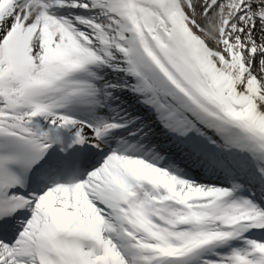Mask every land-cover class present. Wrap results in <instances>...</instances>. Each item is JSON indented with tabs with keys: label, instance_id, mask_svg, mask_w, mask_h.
I'll return each mask as SVG.
<instances>
[{
	"label": "snow or ice",
	"instance_id": "6c2138e0",
	"mask_svg": "<svg viewBox=\"0 0 264 264\" xmlns=\"http://www.w3.org/2000/svg\"><path fill=\"white\" fill-rule=\"evenodd\" d=\"M0 264H264V0H0Z\"/></svg>",
	"mask_w": 264,
	"mask_h": 264
}]
</instances>
